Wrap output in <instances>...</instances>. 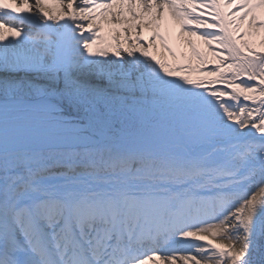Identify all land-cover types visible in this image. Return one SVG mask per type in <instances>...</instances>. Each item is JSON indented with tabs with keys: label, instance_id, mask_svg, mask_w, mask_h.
<instances>
[{
	"label": "snow or ice",
	"instance_id": "obj_1",
	"mask_svg": "<svg viewBox=\"0 0 264 264\" xmlns=\"http://www.w3.org/2000/svg\"><path fill=\"white\" fill-rule=\"evenodd\" d=\"M0 264H264V0H0Z\"/></svg>",
	"mask_w": 264,
	"mask_h": 264
},
{
	"label": "bare ground",
	"instance_id": "obj_2",
	"mask_svg": "<svg viewBox=\"0 0 264 264\" xmlns=\"http://www.w3.org/2000/svg\"><path fill=\"white\" fill-rule=\"evenodd\" d=\"M169 23H172L170 19H169Z\"/></svg>",
	"mask_w": 264,
	"mask_h": 264
}]
</instances>
